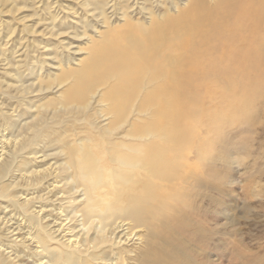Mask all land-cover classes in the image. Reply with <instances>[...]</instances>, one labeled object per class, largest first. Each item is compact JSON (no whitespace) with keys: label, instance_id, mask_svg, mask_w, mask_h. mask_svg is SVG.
<instances>
[{"label":"bare ground","instance_id":"bare-ground-1","mask_svg":"<svg viewBox=\"0 0 264 264\" xmlns=\"http://www.w3.org/2000/svg\"><path fill=\"white\" fill-rule=\"evenodd\" d=\"M73 1L42 17L48 2L0 0L28 34L86 38L77 56L55 38L34 65L0 32V264H184L195 187L221 175L218 105L253 125L264 97V0H156L141 20L126 1Z\"/></svg>","mask_w":264,"mask_h":264},{"label":"rangeland","instance_id":"rangeland-1","mask_svg":"<svg viewBox=\"0 0 264 264\" xmlns=\"http://www.w3.org/2000/svg\"><path fill=\"white\" fill-rule=\"evenodd\" d=\"M14 1L18 6L31 8L32 0ZM43 1L48 2L49 5L51 4L52 9H47L45 12L40 10L42 11V14H40L42 17H44V15L53 16L56 10L60 12L59 17L65 14L58 8L60 3L62 5L68 3L70 6L77 5V2L73 0ZM105 1L107 0H98L97 2L105 3ZM117 1L118 3H124L126 1L128 5L130 4L131 7L129 6L127 11L133 20H141V18H143V14L139 11L138 5L145 4L146 6H151L156 12L162 9V4L159 2V4L156 3V0H151L150 2L146 0L148 2L145 1L144 3L143 0H137V4H134L136 0L134 2L133 0ZM110 3H112V1L109 2L108 5H110ZM115 7L117 8V6ZM116 8L113 11L110 8L106 11L113 14H111V16L107 13L111 21H113V24L117 22V17H119L118 15L120 13V10L118 11ZM5 10H7V8L3 11ZM24 10L25 9H23V11ZM139 12H141L142 15ZM28 13H30V10H25L22 14ZM74 19L69 18L65 20L63 16L59 19L58 23L62 22L63 26H65L67 25V21H69L73 27H75L76 24L79 26V23ZM0 23L2 28L0 32L4 34L5 32H9L12 27H15V31L10 35L11 40L7 45V49H9L8 52H10L12 48V45H10L11 41L19 42L20 40L17 41V37L22 36L23 40L21 42L28 45L25 52L30 57L28 62L31 64H34L33 61L38 63L40 60L39 54L42 53L44 49H46L45 52L49 53L51 49L55 47L57 44L55 38L64 41V45L68 48V51L64 50L65 54H63L67 55V53H69L68 55L71 56H77L78 54L76 51L78 46L86 41V38L77 40L73 38V36H69V34L73 33V28L67 29L65 32L68 34H63L61 38L55 36L47 37V35L42 37L36 32L35 34H28L22 29L23 24L7 13L0 14ZM58 23H56V25H58ZM91 23L92 22H89L87 27L89 33L93 31V27L90 25ZM97 27L96 24V28ZM42 28L43 25L37 27V30ZM63 30V28L60 29V31ZM77 30L81 31V28H77ZM43 44H46L47 47L42 48ZM18 53H20V51ZM51 55H53V52H51L49 56ZM49 56H44L46 58L45 61H49ZM63 60L66 61V57L63 58ZM47 69H49V64L44 62L41 72ZM261 72L264 79V64L261 67ZM47 94L48 96H52L53 92H47ZM47 94L45 93V95ZM258 101L260 100L258 99ZM261 101L262 103L258 102L256 105L258 107V114L256 115V122H254L253 125L242 124L241 120L243 118L242 116L240 117V115L236 117V120H233L234 123H231L230 120L233 113L227 110L225 106L226 102L220 101L218 105L223 107V110L227 112L229 121L225 123L227 127H225L224 131V142L221 143V146L223 145L221 149L224 153L215 156L210 162L223 176V179L220 177L221 175H219V179L216 178L213 182L209 181V183L211 182V187L213 186L211 189L207 187L198 189L195 187V189L201 190L202 194H204H197V196L193 198L195 201L192 200V203L196 208L200 209V215L203 210L207 209L210 214V220L204 221V218L199 215L197 217V219H199L196 220L199 224H194V221L191 222L190 233H193L194 227H198L199 229L197 231L199 232H197L198 234H192L185 244L186 249L183 248V251H186L185 254L187 253L186 257L189 259L184 264H264V97ZM206 238H208V241Z\"/></svg>","mask_w":264,"mask_h":264}]
</instances>
